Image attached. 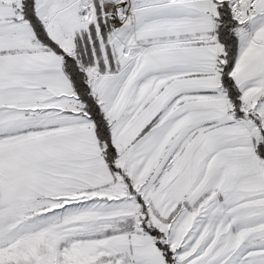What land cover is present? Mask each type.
<instances>
[{
	"label": "snow or ice",
	"instance_id": "obj_1",
	"mask_svg": "<svg viewBox=\"0 0 264 264\" xmlns=\"http://www.w3.org/2000/svg\"><path fill=\"white\" fill-rule=\"evenodd\" d=\"M0 264H264V0H0Z\"/></svg>",
	"mask_w": 264,
	"mask_h": 264
}]
</instances>
